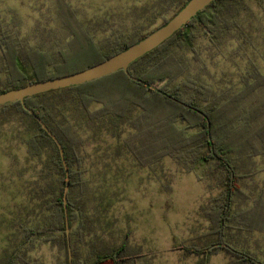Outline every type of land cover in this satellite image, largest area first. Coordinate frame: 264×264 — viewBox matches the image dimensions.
Returning <instances> with one entry per match:
<instances>
[{
  "label": "trees",
  "instance_id": "obj_1",
  "mask_svg": "<svg viewBox=\"0 0 264 264\" xmlns=\"http://www.w3.org/2000/svg\"><path fill=\"white\" fill-rule=\"evenodd\" d=\"M188 1L146 0L145 18H141V22L136 18L133 31L125 38L114 36L106 52L95 43L93 33L85 29V23L78 20L63 0H54V26L49 27L50 31L36 46L26 38H18L0 18L3 74L0 94L34 82L75 74L102 63L163 26ZM248 2H254L264 10V0H215L168 40L130 64L129 76L153 89L118 71L77 87L24 99V106L33 111L62 148L69 176L66 215L63 206L65 173L56 144L21 103L0 107V123L12 120L19 123L26 159L36 162L30 181L22 179L21 175V187L26 196L24 202L27 203L23 207L25 217L36 216V220L22 222L18 214L19 222L12 227L20 241L10 245L9 251L4 250L3 254L8 251V264H37L25 253L26 245L35 239H41L43 243L56 242L62 250L61 264H138L143 258L138 248L128 244V234L118 245L100 246L95 229V211L99 206L92 204L109 202L108 196L99 195L85 176L86 163L95 165V159L83 149L84 140L77 132L80 124L86 125L94 134L101 129L107 133H117L123 128L130 130L133 135L129 140L117 143L114 150L116 154L124 150L139 166L156 164L164 157L174 159L185 172L194 170L197 164H214L209 175L220 174L221 197L203 210L210 223L209 233L214 237L199 244H181L175 250L204 258L222 252L237 264H264L235 247L227 236L228 223L232 219L231 205L233 199L241 195L239 185L245 178L231 161L233 156L243 157L237 132L233 131L234 124L243 118V111L235 110L241 104L240 96L205 106L211 91L201 83L189 81L170 90L155 84L167 73L180 68L179 60L170 53L172 47L193 51L196 28L203 30L209 42L219 40L234 25L228 15L236 14L239 8L249 9ZM172 6V14L163 17ZM157 18H162L158 24ZM104 23L107 19L97 21L95 26ZM92 105H99V108L90 111ZM71 110H76L79 116L73 123L65 112ZM133 136L138 141L136 145L131 141ZM82 244L89 250L86 256L82 254Z\"/></svg>",
  "mask_w": 264,
  "mask_h": 264
},
{
  "label": "rangeland",
  "instance_id": "obj_2",
  "mask_svg": "<svg viewBox=\"0 0 264 264\" xmlns=\"http://www.w3.org/2000/svg\"><path fill=\"white\" fill-rule=\"evenodd\" d=\"M63 1L105 52L114 36L125 38L133 31L135 19L141 22L145 18L146 0ZM248 6L228 15L237 26L219 40L209 42L203 30L196 28L193 51L172 47L170 53L179 60L180 68L155 84L170 90L189 81L201 83L211 91L205 106L240 96L241 104L235 110L243 111V118L234 124L233 131L237 132L243 157L233 156L231 161L245 178L239 185L241 195L231 205L227 236L235 247L264 262V10L254 2ZM53 7L54 0H0V18L18 38L36 46L54 26ZM171 9L163 17H169ZM104 19L106 24L95 26ZM161 19H156L157 24ZM1 61L0 55L3 81ZM98 108L92 105L90 111ZM65 112L72 123L79 118L76 110ZM80 126L77 132L84 140L83 149L95 159V165L86 163L85 176L99 195L108 196L109 203L92 204L99 206L95 229L100 246L118 245L128 234L130 247L143 255L138 264H237L222 252L204 258L175 250L181 244H199L214 237L203 211L221 197L220 174L209 175L214 164H197L185 172L174 159L164 157L156 164L139 166L124 150L117 154L114 150L117 143L133 135L130 130L107 133L101 129L94 134L86 125ZM21 131L16 120L0 123V264H8L9 246L20 241L12 227L19 216L22 222L36 220V216L25 217L23 208L27 203L21 175L30 181L36 162L26 159ZM131 141L138 143L134 136ZM81 247L82 254L88 255L86 244ZM4 250L8 251L3 254ZM25 253L37 264H61L62 250L54 241L35 239L26 245Z\"/></svg>",
  "mask_w": 264,
  "mask_h": 264
},
{
  "label": "water",
  "instance_id": "obj_3",
  "mask_svg": "<svg viewBox=\"0 0 264 264\" xmlns=\"http://www.w3.org/2000/svg\"><path fill=\"white\" fill-rule=\"evenodd\" d=\"M214 1L215 0H189L175 16L167 21L163 26L154 30L148 36L128 47L126 50L116 54L115 56L102 63H99L75 74L34 82L25 87L0 94V107L14 102L21 103L23 109L38 122L41 128L56 144L65 173V187L63 191V206L65 215L66 196L69 188V176L64 161L62 148L55 136H53L47 129V127L41 122V120L34 115L33 111L27 109L24 106V99L49 92L77 87L92 81L99 80L118 71H123L128 77H130L128 74V66L130 64L148 54L152 50L156 49L159 45L168 40L172 35H174L182 27H184L188 23V21H190L195 15L204 10L209 4ZM130 79L148 86L150 89H153V87L138 79H135L133 77H130ZM68 232L69 231L66 223L67 235Z\"/></svg>",
  "mask_w": 264,
  "mask_h": 264
}]
</instances>
